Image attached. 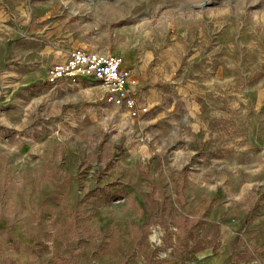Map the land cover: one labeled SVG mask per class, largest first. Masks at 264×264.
Listing matches in <instances>:
<instances>
[{
	"label": "rangeland",
	"instance_id": "obj_1",
	"mask_svg": "<svg viewBox=\"0 0 264 264\" xmlns=\"http://www.w3.org/2000/svg\"><path fill=\"white\" fill-rule=\"evenodd\" d=\"M0 264H264V0H0Z\"/></svg>",
	"mask_w": 264,
	"mask_h": 264
},
{
	"label": "built area",
	"instance_id": "obj_2",
	"mask_svg": "<svg viewBox=\"0 0 264 264\" xmlns=\"http://www.w3.org/2000/svg\"><path fill=\"white\" fill-rule=\"evenodd\" d=\"M64 81L99 84L104 89L101 100L107 105L125 108L132 118L147 112V108L138 103L137 80L133 71L119 56L83 48L71 49L64 60L50 65L46 70V84L54 86Z\"/></svg>",
	"mask_w": 264,
	"mask_h": 264
},
{
	"label": "crops",
	"instance_id": "obj_3",
	"mask_svg": "<svg viewBox=\"0 0 264 264\" xmlns=\"http://www.w3.org/2000/svg\"><path fill=\"white\" fill-rule=\"evenodd\" d=\"M64 59H65V58H64ZM64 59H63V60H64ZM61 61H62V60H61ZM58 62H60V61H58ZM53 64H54V63H53ZM44 81H45V78H44ZM101 88L103 89V87H102V86H101ZM103 93H104V89H103ZM101 97H102V96H101Z\"/></svg>",
	"mask_w": 264,
	"mask_h": 264
}]
</instances>
